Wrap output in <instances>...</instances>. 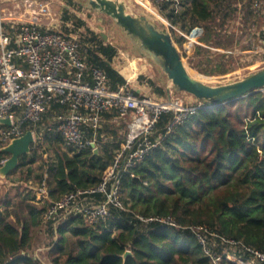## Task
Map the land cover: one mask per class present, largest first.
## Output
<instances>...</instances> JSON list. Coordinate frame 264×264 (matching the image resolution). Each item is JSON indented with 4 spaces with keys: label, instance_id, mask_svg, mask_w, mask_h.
<instances>
[{
    "label": "trees",
    "instance_id": "trees-1",
    "mask_svg": "<svg viewBox=\"0 0 264 264\" xmlns=\"http://www.w3.org/2000/svg\"><path fill=\"white\" fill-rule=\"evenodd\" d=\"M64 1L71 8L80 7L77 0ZM238 1L183 0L178 11L167 4L158 8L181 59L184 43L192 51L189 63L197 73L227 75L239 68L242 56L236 52L253 51L250 46L237 49L238 33L223 31L228 18L237 13L233 6ZM246 1L240 9L243 23L256 19L250 24L260 29L258 35L264 40V15L255 13L251 1ZM63 13L60 31L78 35L87 65L101 69L110 90H118L125 80L114 65L115 47L82 19ZM172 27L181 34L175 35ZM144 81L157 96H165L159 83ZM200 102L203 107L170 132L167 126L173 114L160 116L153 136L159 144L121 176L123 209L111 207L110 217L95 227L80 216H69L54 229L43 220L46 203L38 198L37 188L44 181L51 201L95 188L126 134L125 125L111 123L116 111L105 113L98 129L84 130L85 137L95 141L96 153L91 147L79 150L65 145L56 131V118L65 111L58 103H52L38 123L23 124V132L31 131L35 141L4 179L14 185L0 192V264H42L33 255L41 230L53 239L46 253L49 264H213L211 257H219L220 264H237L227 256L261 264L247 250L264 254V94L218 107ZM7 128L0 125V130ZM2 147L0 161L9 157ZM39 160L42 165L36 169ZM16 173L26 176L14 179ZM20 183L26 186L21 191ZM152 217L170 218L176 226L140 220ZM198 234L206 239V246ZM126 251L130 254L123 259Z\"/></svg>",
    "mask_w": 264,
    "mask_h": 264
},
{
    "label": "built area",
    "instance_id": "built-area-1",
    "mask_svg": "<svg viewBox=\"0 0 264 264\" xmlns=\"http://www.w3.org/2000/svg\"><path fill=\"white\" fill-rule=\"evenodd\" d=\"M148 1L157 8L167 4L178 11L183 0ZM250 1L254 12L264 15V0ZM23 6L24 12L14 11L12 16H8L9 22H5L7 18L0 12V118L11 122L10 127L0 130V145L5 146L10 140L21 137L24 134L22 125L38 123L52 103L65 108L56 118V131L65 145L73 149L91 147L94 151L95 141L87 139L84 130L86 127L98 129L105 113L116 111L112 118L114 124L130 119L123 142L95 188L78 190L55 201L49 199L44 181L37 188L38 198L46 203L43 220L51 223L54 229L69 216H80L88 226L95 227L110 217L111 207L123 209L119 189L121 176L159 144V139H153V136L160 116L173 114L167 126L170 132L203 106L200 101L190 102L180 97L169 84L165 99L130 89L129 85L136 82L140 71L129 63L122 68L125 84L118 90H110L104 72L87 65L76 33L64 34L53 26L42 27L33 12L35 2L25 0ZM138 59L146 61L142 57ZM259 92L264 94V88ZM4 162L0 161V166ZM97 194L102 198L97 199ZM140 220L176 226L170 218ZM192 230L200 232L201 228ZM198 239L206 246L204 237L198 234ZM247 251L255 261L264 264V254ZM205 253L209 255L206 248ZM211 258L213 264H220L219 257ZM226 260L254 264L233 256H227Z\"/></svg>",
    "mask_w": 264,
    "mask_h": 264
},
{
    "label": "rangeland",
    "instance_id": "rangeland-1",
    "mask_svg": "<svg viewBox=\"0 0 264 264\" xmlns=\"http://www.w3.org/2000/svg\"><path fill=\"white\" fill-rule=\"evenodd\" d=\"M0 12L4 16H12L14 11H20L21 13L24 12L25 7L24 1L25 0H0ZM35 2V7L33 9V12L36 15L38 23L42 26H53L55 29H61L63 27V20L62 16L64 15V11H68V13L75 15L76 17L82 19L86 26L89 27L93 32L99 34L105 33L106 35H110L112 37L110 41L114 44V46L119 47L120 49L124 50L127 54H130V56L134 57H141L140 55H135L133 51L131 50V47L128 43L124 42V38L120 37L119 33L114 30L111 31L112 23L109 18H107L104 15H100L94 12H91L87 7H85V0H77L76 5L77 8H71L70 6H67L64 0H32ZM125 2L128 5V12L130 14L134 15H143L147 17L151 22H153L159 29L169 32L166 25L162 24L160 20H158L155 14H153L151 11H148L146 8H144V5H141L144 2H139L135 0H125ZM246 0H239L238 4H236L233 7H237V13L233 16H230L225 24V27L223 28V31L225 32H231L235 31L239 35V44L237 49H241V47H248L250 46L253 51H246V52H236L235 54L241 55L242 58L237 63L238 69L235 70L232 73H229L227 75L223 76H205L202 74L197 73L195 70H193L190 66L189 60L192 56V51L186 49V43L182 45V48L180 52L183 54L184 58L182 59L187 71L190 74H193V76H197L198 79H200L202 82H204L207 85L210 86H219L224 84L233 83L239 80H242L258 71L264 68V40L259 37L260 29L256 26H252L250 23L255 20L250 21L248 24L243 23V12L240 10L243 5H246ZM20 5L19 8H15V6ZM46 5V7H44ZM47 13L49 15L47 16ZM264 21V17H263ZM262 21V22H263ZM71 25V24H70ZM264 27V25H263ZM72 29V25L70 27ZM102 29V30H101ZM82 31V30H79ZM175 35H180L181 32H177L174 30ZM186 46V47H185ZM143 58V57H142ZM147 69L144 67H137V69L140 71L139 75L137 76L136 82H133L129 85V88L132 90L137 91L140 94H152L156 96L157 98L161 99L164 97L157 96V94L153 93V90L149 87L148 82L144 81L145 79H149L152 82L159 83L162 88L167 87L169 82L167 81L166 77L161 73V71L154 65H152L148 60H146ZM124 64L119 63V67L122 68ZM133 66V65H132ZM145 77L143 81L139 80V77ZM196 78V77H195ZM182 98H188L190 101H194L195 99L187 94L180 93L178 94ZM130 121L129 118H125L121 120V123L118 125L123 128V125H127V123ZM50 122H53V116L51 117ZM42 126H44L42 124ZM125 129V128H124ZM34 135V134H33ZM35 139V135H34ZM42 143V142H41ZM42 151L41 149L37 150V155H41ZM51 155V152L47 151V157ZM40 165H42V160H39L33 167L38 168ZM26 174H19L16 173L12 177L14 179H24ZM28 184V183H26ZM9 181L2 180V183L0 184V192L5 191V189L12 187ZM37 185H34L36 187ZM25 184L20 183L19 191L24 189ZM52 238L48 235L47 230H41L35 237L34 240V250L33 255L35 254L34 251H36L37 256L44 261L46 260V253L48 249L50 248V244L52 243Z\"/></svg>",
    "mask_w": 264,
    "mask_h": 264
},
{
    "label": "water",
    "instance_id": "water-1",
    "mask_svg": "<svg viewBox=\"0 0 264 264\" xmlns=\"http://www.w3.org/2000/svg\"><path fill=\"white\" fill-rule=\"evenodd\" d=\"M85 7L109 18L112 23L111 31L116 30L135 55H140L156 66L175 93H184L210 107H218L258 93L264 88V68L242 80L219 86L207 85L193 77L174 46L171 34L159 29L143 15L130 14L125 0H85ZM99 35L106 41L105 33ZM0 125L10 127L11 122L0 118ZM34 141L33 133L26 131L21 137L10 140L2 147L1 150L9 157L0 166V179H5L16 169L19 158L29 154ZM94 152H97L96 148ZM129 254L130 251H126L123 259Z\"/></svg>",
    "mask_w": 264,
    "mask_h": 264
},
{
    "label": "crops",
    "instance_id": "crops-1",
    "mask_svg": "<svg viewBox=\"0 0 264 264\" xmlns=\"http://www.w3.org/2000/svg\"><path fill=\"white\" fill-rule=\"evenodd\" d=\"M136 2L137 1H139V2H144V3H142L141 5H144V8H146L148 11H151L153 14H155V12L154 11H156V16H157V18H158V20H160L161 21V23L162 24H164V25H166L167 26V28L169 27V24H168V22L159 14V12H158V8L153 4V3H151L150 1H148V0H135ZM0 4H1V1H0ZM17 6H19L20 7V5H17ZM4 17H6L7 19H5V22H9V21H7V20H9L8 18V16H4ZM172 29L173 30H176L177 32L179 31L178 29H176L175 27H172ZM102 30V29H101ZM100 32H102V31H100ZM100 32H99V34H100ZM180 32V31H179ZM199 35H200V31H199ZM112 37H110V35L108 34L107 35V37H106V41L105 42H107V43H109V44H111V45H113L114 46V44L112 43V41H110V39H111ZM115 47V49L117 50V52H118V57L115 59V63H114V65H115V67H117V69L118 70H120V72H121V74L123 75V73H122V68H124L128 63L129 64H132L133 66L135 65L136 67H144L145 69H147L148 67H147V64H145L146 63V61H143V60H140V59H138V57H134V56H130V54H127L124 50H122V49H120L119 47H117V46H114ZM119 63H123L124 65L122 66V68H120L119 67ZM148 70V69H147ZM168 94V90H167V87L165 88V96H164V98H162V99H165V97H166V95ZM185 99H187V100H189L188 98H185ZM190 101V100H189ZM190 102H192V101H190ZM111 123H112V121H111ZM114 124V123H113ZM115 125H117L118 126V124H115ZM126 130V129H125ZM4 180V179H3ZM2 183V179H0V184ZM37 250H39V249H37ZM37 250H35L34 251V256L42 263V264H49V262L48 261H44V260H41L38 256H37V253H36V251ZM38 252V251H37Z\"/></svg>",
    "mask_w": 264,
    "mask_h": 264
}]
</instances>
